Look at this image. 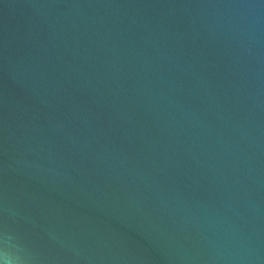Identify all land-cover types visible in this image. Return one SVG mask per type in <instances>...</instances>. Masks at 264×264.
<instances>
[{"label": "water", "instance_id": "1", "mask_svg": "<svg viewBox=\"0 0 264 264\" xmlns=\"http://www.w3.org/2000/svg\"><path fill=\"white\" fill-rule=\"evenodd\" d=\"M5 247L264 264V0H0Z\"/></svg>", "mask_w": 264, "mask_h": 264}, {"label": "clouds", "instance_id": "2", "mask_svg": "<svg viewBox=\"0 0 264 264\" xmlns=\"http://www.w3.org/2000/svg\"><path fill=\"white\" fill-rule=\"evenodd\" d=\"M12 239L13 238L6 233L4 237L5 245H8ZM16 259L18 258L14 257L10 253L8 247H5L3 250H0V264H15Z\"/></svg>", "mask_w": 264, "mask_h": 264}]
</instances>
